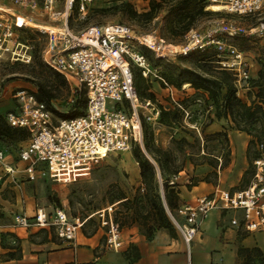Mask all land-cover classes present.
<instances>
[{
	"label": "rangeland",
	"instance_id": "obj_1",
	"mask_svg": "<svg viewBox=\"0 0 264 264\" xmlns=\"http://www.w3.org/2000/svg\"><path fill=\"white\" fill-rule=\"evenodd\" d=\"M210 2L205 0V6L200 11L194 0L186 4L181 0H93L88 6L85 18L78 19L74 12L71 24L74 29H79L88 24L120 22L129 25L138 35H156L173 45H178L187 40L186 35L191 29L204 33L211 24L221 20L242 26L246 30L264 22V5L254 14L238 15L229 13L225 9H207L206 6ZM0 3L7 8L10 7L15 13L20 10L21 13L18 14L32 16L40 23L47 21L38 11L20 9L11 0H0ZM0 14L6 15L2 11ZM187 21L190 22L189 29L184 32L183 28ZM171 28H174L173 33ZM218 36L242 50L249 67V79L239 82L234 80L236 94L248 103L251 98L257 99L258 85L250 80L257 79L260 70L264 72V34L240 33L229 36L222 32ZM16 37L31 45L32 58L28 63L0 59V112L6 115L15 108L14 93L21 88L34 92L36 96L43 91L52 94L48 104L58 118L72 117L84 111L86 106L84 89L77 88L73 84L70 86L62 75L42 60L41 50L45 45V36L39 33L38 28L32 25L23 26L16 31ZM141 49L149 61L150 71L148 76L144 77L135 69L136 85L143 93L140 99L143 100L148 94H152L158 105L172 107L163 80L172 85L174 96L185 108V110L180 109L175 121L171 125L165 124V121H158L159 118L155 123L143 122L141 146L134 145L127 151L109 153L99 159L87 175L69 182L51 181L44 175H39L34 180H27L18 175L15 182L8 181L11 180L8 175L3 176L0 179V196H5L10 203H16L17 192L23 186L32 191L34 202L39 207H47L51 211L59 207L71 217L91 215L82 226L88 231L99 226V212L110 208L123 234H134L130 233L132 228L141 238L151 240L158 230H165V246L173 242L174 247L183 244L186 249L185 242L172 223L169 230L158 228L150 239L143 234L144 229L141 230L136 224H129L127 216L134 209L138 210L141 221H146L148 224L158 216L157 210L152 205L143 204L140 198L135 197L138 192L140 194L145 192L146 184L140 176L139 164L134 153L141 154L155 166V192L159 194L162 203L165 177L173 180L177 188L185 184L190 189L198 180L218 183L223 188H242L250 182L255 171L252 159L259 153L258 144L264 143V135H261L260 140L256 136L264 134V120L257 112L255 113L257 119L248 125L250 133L239 130L230 119L223 116L217 118V107L208 97V93L204 90H196L190 84V78L195 76L190 71H200L196 66L198 62H202L206 56L214 59L225 58L224 51H219L210 45L204 49H196L186 56L165 59L155 57L152 50L146 47ZM166 75L180 82V86L171 84ZM186 82L189 85L184 86ZM107 106L111 108V102H108ZM213 120L218 124L217 130L210 127ZM216 131H222L224 135L214 133ZM182 137L186 141H180ZM27 139L0 140V149L3 150L5 162H18V152L27 143ZM245 140L247 144L244 149ZM156 148L169 151V168H181L176 174L168 175L165 170V155L162 152H155ZM153 157H160L164 163L162 174ZM0 174H3L1 163ZM178 175L180 178L176 179ZM186 175L191 177L187 178ZM183 179L188 181L182 182ZM121 193L129 198L128 202H120L123 199L117 200ZM19 203L21 204V200ZM220 214L218 208L213 209L209 213L208 221L200 226V236L196 235L191 241L189 255L192 264H213V262L229 264L228 262L234 259L236 264H262L259 257L252 252L248 255L243 248H251L245 246L247 242H256L264 247V231L248 233L236 227V232L230 231L228 226H230L231 213L227 212L224 216ZM3 215L0 208V218L14 223L13 211L10 215ZM7 232L1 231V240H6L9 234ZM165 250L169 251L168 255L165 254V264H186L187 249L184 253L182 251L178 253L176 259L170 255L174 253L171 248ZM203 252H207L206 257Z\"/></svg>",
	"mask_w": 264,
	"mask_h": 264
},
{
	"label": "built area",
	"instance_id": "obj_2",
	"mask_svg": "<svg viewBox=\"0 0 264 264\" xmlns=\"http://www.w3.org/2000/svg\"><path fill=\"white\" fill-rule=\"evenodd\" d=\"M11 1L20 9L38 11L46 17L47 21L37 27L45 36L42 60L70 86L83 88L86 95V106L81 114L58 118L34 92L26 88L15 91V108L8 111L5 118L9 125L28 131L27 143L18 152V161L23 163L22 171L28 180L44 175L51 181L69 182L87 175L107 154L142 145V121L155 123L160 106L151 99L141 100L137 94L134 70L144 77L150 71L141 47L152 50L155 57L168 59L212 45L225 52V58L217 62L234 72L239 82L250 77L243 51L218 35L222 32L229 36L264 34V22L246 30L221 20L211 24L204 33L191 29L186 35L187 40L178 45L156 35L146 43L142 35L120 22L88 24L74 29L71 24L74 12L78 19L85 18L93 0ZM210 1L221 3L226 11L238 15L254 14L264 5V0ZM0 11L6 13L5 16L0 14V59L30 62L31 45L16 37V31L23 26L17 24L15 12ZM22 15L33 19L27 14ZM163 83L171 103L181 107L172 85L164 80ZM108 102H111V108L107 106ZM258 147L259 155L252 160L255 171L246 186L229 189L215 184L210 192L197 195L192 202L179 203L173 210L165 205L188 253L201 224L208 221L209 213L216 208L222 216L230 212V225L238 229L248 233L264 231V143L260 142ZM3 157L0 149L3 169L0 179L16 170L12 163L2 161ZM109 209L99 212V226L104 229V247L118 250L125 240L119 222ZM90 216L71 217L59 207L53 211L37 207L32 216L13 213V221L21 226L53 227L58 237L70 240ZM186 264H192L190 255Z\"/></svg>",
	"mask_w": 264,
	"mask_h": 264
},
{
	"label": "crops",
	"instance_id": "obj_3",
	"mask_svg": "<svg viewBox=\"0 0 264 264\" xmlns=\"http://www.w3.org/2000/svg\"><path fill=\"white\" fill-rule=\"evenodd\" d=\"M215 120L211 121L210 127L217 130L218 124ZM246 144L247 140L243 143L244 149ZM12 165L16 166V170L8 175V178L11 177V180L8 181H15L18 175V177L27 178L22 171V162L18 161ZM186 177L189 178L191 175H186ZM178 178H180L179 175L176 179ZM183 181L187 182L188 180L183 179ZM215 184L218 183L213 184L198 180L197 184L192 185L190 189L185 184L179 185V203L192 202L197 195L210 192ZM17 187L21 186L17 185ZM15 200L16 203H10L5 196H0V208L3 216L10 215L11 211L32 216L35 209L39 207L34 202L32 191L23 186L17 192ZM20 200L21 204L19 203ZM42 208L47 209V207ZM5 220V218H0V233L1 231H8L14 236L8 234L6 240L0 238V264H165V254L169 252L165 249L171 248L174 253L170 255L175 259L178 258V253L181 251L184 253L187 249L184 248L183 244H177L174 247L173 242L165 246V230H158L151 240L141 238L132 228H130V233H134L132 235L123 234L121 231L125 244L120 249L113 250L104 247V229L100 226L91 231L81 226L77 230L75 238L66 240L58 237L53 227H39L34 224L21 226ZM228 229L233 232L237 231L232 225L228 226ZM200 234L201 231L197 236ZM15 245L19 249V257H6L5 255L3 257L1 255L9 250H14ZM245 246L258 247L261 250L259 258H264V247L256 242H247ZM137 253L139 257L135 259ZM204 254L206 257L207 252ZM234 260L228 263L236 264ZM213 264L216 263L213 262Z\"/></svg>",
	"mask_w": 264,
	"mask_h": 264
},
{
	"label": "trees",
	"instance_id": "obj_4",
	"mask_svg": "<svg viewBox=\"0 0 264 264\" xmlns=\"http://www.w3.org/2000/svg\"><path fill=\"white\" fill-rule=\"evenodd\" d=\"M184 1L185 4L190 2V0H181ZM196 4L198 5L199 10L201 11L203 7L205 6V0H194ZM190 22H186L185 26L183 28L184 32L188 31ZM171 31L173 33L174 28H171ZM218 59L210 58L209 56H206L202 60V62H198L196 64L197 68L200 69V71L193 72L194 77L190 78L189 82L190 84L196 89V90H204L208 93V97L213 101L215 106L217 107L216 117L220 118L223 116L226 119H230L235 127L239 130H244L247 133L248 132V125L252 124L256 119L257 116H255V113L259 112L260 117L262 120H264V72L262 70L259 71V76L257 79L252 78L250 81L253 84L258 85L259 90L257 91V99L251 98L250 102L244 101L241 97H239L236 94V87L234 85V80L236 79L234 72L221 67L218 65L217 62ZM139 75L141 73L137 70ZM136 72L134 70V82L137 90V94L139 98L143 95L142 92H140L136 85ZM168 81L171 84H175V86L179 87L180 82H177L175 80H172L170 76H167ZM39 99L45 101L48 104V101L52 97V94H47L46 92H40L37 96ZM144 99V98H143ZM146 99H151L154 101V97L152 94H148V97ZM221 101V102H219ZM181 107L177 105H173L172 107H166L160 106V112L158 116V121H165V124L171 125L172 122L175 121L176 116L180 109L185 110L184 105L181 101H179ZM50 107V106H49ZM51 108V107H50ZM52 109V108H51ZM53 111V110H52ZM83 112L80 111L73 116L79 115ZM142 121V125H143ZM143 128V126H142ZM143 132V129H142ZM214 133L217 134H223L222 131H216ZM261 135L264 134H257V138L260 140ZM28 138V131L24 128L20 127H14L8 124L6 121L5 115H3L0 112V140H11V141H19L24 140ZM180 141H186L185 138H180ZM252 141V140H251ZM138 145V144H137ZM140 146V145H139ZM145 148L147 149V145L145 144ZM155 152H162L165 162V170H167L168 175H174L176 174L181 168H173L170 169L168 166V159H169V151L168 150H162L161 148H156ZM135 158L139 164L140 168V176L142 178L143 183L146 184V190L144 193H139L135 195V197L140 198L142 200L143 204H150L157 210V218L153 220L152 223L148 224L146 221H141L140 214L137 209H134L127 218L129 219V224H136L139 228L144 229L143 234H145L148 239L151 238L152 234L158 229V228H166L170 229L171 227V220L167 214L165 205L170 210H173L175 207L179 204V190L177 187H175V183H170V180H168V177H165L164 185V194H163V203L160 200V196L158 193L155 192L156 186H155V173L156 169L155 166L152 165L149 160L139 153H134ZM259 153L254 156L257 157ZM154 158V157H153ZM253 158V159H254ZM252 159V160H253ZM154 160L157 163V166L160 170V173L162 174V171L164 169V163H162L161 158H154ZM254 173V172H253ZM249 184V183H248ZM196 185V184H194ZM246 186V185H245ZM123 199V200H121ZM117 200H121L120 202L126 203L129 201V198L126 197L123 193L119 194V197ZM129 208V207H127ZM87 216V215H86ZM84 216V217H86ZM91 217V216H90ZM90 217L86 220L88 221ZM86 221L82 224V226L86 223ZM122 223V222H121ZM173 224V223H172ZM123 225V223L121 224ZM10 235V232H7ZM14 236V235H13ZM14 250H9L1 255H4L6 257H19V249L17 245L14 246ZM244 251L247 252V254H251V252L256 255L257 257L261 256V250L253 246L251 248L244 247ZM139 257L138 253L135 255V259ZM261 263L264 264V258H259Z\"/></svg>",
	"mask_w": 264,
	"mask_h": 264
},
{
	"label": "bare ground",
	"instance_id": "obj_5",
	"mask_svg": "<svg viewBox=\"0 0 264 264\" xmlns=\"http://www.w3.org/2000/svg\"><path fill=\"white\" fill-rule=\"evenodd\" d=\"M206 7H207V9H210V10H222V9H224V6L218 2H210V3H208V5ZM0 10L7 11V12H13L10 7L7 8L4 5H2L1 3H0ZM15 15H16V18H15L16 22L19 26L32 25V26L38 27V26L42 25L40 22L35 21L32 18H27V17H25L21 14H18V13H15ZM142 39L146 43H149L153 39V36L151 34L142 35ZM240 75L241 76L244 75L242 71H241ZM187 85H189V83L186 82L184 84V86H187ZM2 161L5 162L4 157H3Z\"/></svg>",
	"mask_w": 264,
	"mask_h": 264
}]
</instances>
